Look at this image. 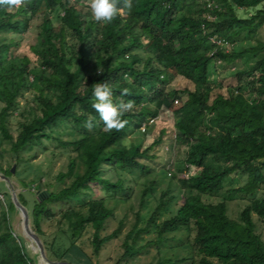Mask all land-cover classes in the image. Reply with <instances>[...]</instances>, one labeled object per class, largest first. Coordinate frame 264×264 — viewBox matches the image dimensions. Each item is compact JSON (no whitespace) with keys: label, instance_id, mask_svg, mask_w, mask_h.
<instances>
[{"label":"trees","instance_id":"obj_1","mask_svg":"<svg viewBox=\"0 0 264 264\" xmlns=\"http://www.w3.org/2000/svg\"><path fill=\"white\" fill-rule=\"evenodd\" d=\"M209 1L211 7L206 6V0H133L131 13L125 12L109 24L92 18L89 0H28L26 7L12 11L0 7V32H18L28 27L32 18H42L35 42L29 45L37 67H31L26 54L12 57L8 53L12 42L0 43L3 137L11 141L16 158L28 145L43 140L75 152L67 170L57 175L58 182H69L54 192L46 189L45 196L37 195L31 209L27 207L30 226L41 238L45 252L47 246L52 249L53 242L43 241L42 221L54 217L52 204H69L60 211L59 223L66 220L72 238L89 232L94 253L116 237L119 227L102 235L113 215L106 197L126 195L129 187L121 176H105L104 168L148 175L150 165L144 160L152 158L149 151L162 142L164 133L142 148L146 133L141 127L147 123L146 128H150L154 122L150 124L149 119L157 117V121L164 111L171 116L176 132L170 137L186 142L184 165L170 175L190 194L162 221L158 231L159 235L182 231L187 255L162 263L264 264V240L253 219V214L264 219V195L254 196L264 182V41L257 39L256 44L240 51L233 48L239 34L252 35L264 26V0ZM78 5L87 11L82 14ZM117 6L122 7L123 0H117ZM251 7L255 10L250 15L241 14ZM211 37L227 43V48L213 43ZM258 51L262 56L250 67L235 71L236 82L225 92L208 80L213 59L232 64ZM178 77L187 84L168 88ZM33 81L40 84L39 113L21 122L13 137L7 116L17 107V95ZM105 82L113 89L114 103L134 101L133 110L123 117L128 124L121 131H104L103 121L91 106L94 85ZM44 89L55 94V99L45 96ZM124 89L128 95L122 94ZM89 118L94 125L91 130L85 127ZM61 126L70 137L53 133ZM137 131L141 138L132 140ZM0 172L8 177L11 174L10 168L1 166ZM238 173L246 174L247 181L231 192L254 197L235 220L229 216L225 201L206 202L201 195L218 191L228 176ZM152 187L147 185L142 195ZM100 190L106 196L98 197ZM165 195L163 191L145 229L169 202ZM18 198L21 201L19 194ZM7 219L2 211L0 264H35ZM141 231L137 228L132 237L127 234L123 258L141 250L135 246ZM64 254L52 260H61Z\"/></svg>","mask_w":264,"mask_h":264},{"label":"rangeland","instance_id":"obj_2","mask_svg":"<svg viewBox=\"0 0 264 264\" xmlns=\"http://www.w3.org/2000/svg\"><path fill=\"white\" fill-rule=\"evenodd\" d=\"M78 9L82 14L87 11L86 7L79 5ZM254 10V7L245 8L241 10V14L248 16ZM41 19V16L32 18L29 26L22 28L18 32H0V43L12 42L8 53L16 58L21 57L23 54L28 55L31 59V67L38 66V62L29 45L35 42ZM257 39L264 41V26L252 35L246 32L239 34L235 38L233 48L240 51L245 47L256 44ZM261 56L262 51L247 53L232 64H225L218 59H213L209 64L208 80L215 85L221 86V91L225 92L229 85H234L236 82L233 76L235 71L250 67ZM30 79L31 76L28 77V81H31ZM186 84L187 82L183 78L178 77L168 88L183 87ZM188 85L190 86L191 84L188 83ZM38 87H40L39 82L33 81L28 88L22 89L17 95V107L10 110V114L7 116L8 128L13 137L19 132L21 122L31 120L35 113H39ZM43 93L45 96L55 99V94L48 91V89H44ZM174 130L171 116L167 112L162 111L157 121L143 132L146 134L143 136L142 148L151 143L161 131L164 133L162 142L154 145L149 151V154L153 155L152 158L144 160L150 165L151 170L148 175H142L138 171L110 170L109 167L111 166H105L104 175L111 179H116L117 176L123 177L129 190L126 195L120 194L115 199L106 197V203L113 210V215L107 220L106 226L102 230V235L111 233L118 227L119 229L116 237L105 242L99 253L93 252L88 239L90 236L89 232H85L77 238H72L67 229L66 220L59 223L60 211L67 208L69 204L62 202L51 205L55 213L54 217L50 220L45 219L42 221L44 230L43 241H46V243L48 241L53 242L52 249L48 248V246L46 248V255L49 259L67 253L66 257L63 256L61 260L68 261L67 258H69L71 264H148L160 262V264H174L162 262L187 255V251L182 244V231L178 230L164 235H159L158 232L162 221L171 217L175 213L178 204L182 202L186 195L190 194L189 191H185L181 187L177 179H172L170 175L171 172H177L178 169H182L184 165L183 157L186 151L185 140L175 142L170 137ZM58 132L63 138L71 136L63 130V126L55 129L53 133L57 134ZM141 135L137 131L130 138L132 140L140 139ZM74 155L75 152L72 149L61 147L52 140H43L41 143L28 145L20 151L18 158H16L11 152V141L5 139L0 131V166L3 169L10 168V181L19 194L21 203L29 209H31L34 200H37V195L43 197L46 194V189L54 192L69 182V179L58 182L57 175L67 170L69 160ZM192 172L194 173L195 170ZM246 181V174H232L223 181L218 191L202 194L201 198L203 201L213 203L225 201L229 216L238 220L241 209L250 199L254 196L260 197L264 195V182L254 196L246 193L231 192V189L244 185ZM147 185H153V187L143 196V189ZM8 186L7 182L0 178V223L3 211L8 218L7 220L13 234L17 240L21 241L28 256L35 264H42L37 248H35V243L23 233L20 211L10 204L11 196ZM163 191L166 193L165 200L169 199V202L158 212L149 228L145 229L144 226L147 219L159 204ZM98 193V197L106 196V193L102 190ZM142 196L144 197L143 199H141ZM253 219L256 231L261 234L264 240V219L258 218L255 214H253ZM137 228L142 231L135 240V246L140 247L141 250L133 257L123 258V241L128 233L132 237ZM67 249L68 251L65 252Z\"/></svg>","mask_w":264,"mask_h":264},{"label":"clouds","instance_id":"obj_3","mask_svg":"<svg viewBox=\"0 0 264 264\" xmlns=\"http://www.w3.org/2000/svg\"><path fill=\"white\" fill-rule=\"evenodd\" d=\"M28 0H0V7L7 8L9 11L26 7ZM88 7L92 18L102 24L113 22L118 16H123L125 12L131 13L133 0H123V6H117V0H89ZM102 73V71H101ZM124 79H128L127 76ZM123 95H128V90H123ZM92 108L99 114L104 124V131H121L127 124L128 120L124 115L134 108V101H128L116 104L113 102V89L108 83H96L92 93ZM93 121L89 118L85 122V127L89 130L93 127Z\"/></svg>","mask_w":264,"mask_h":264},{"label":"water","instance_id":"obj_4","mask_svg":"<svg viewBox=\"0 0 264 264\" xmlns=\"http://www.w3.org/2000/svg\"><path fill=\"white\" fill-rule=\"evenodd\" d=\"M0 178L5 180L9 185L8 187L10 189L11 202L20 211L22 216L23 233L27 237H29L33 243H35V248H37L40 258L46 260V264H71L69 261L66 260H52L47 257L41 238L36 233V231H34L30 226L28 208L19 200L18 193L12 185L10 178L2 172H0Z\"/></svg>","mask_w":264,"mask_h":264},{"label":"built area","instance_id":"obj_5","mask_svg":"<svg viewBox=\"0 0 264 264\" xmlns=\"http://www.w3.org/2000/svg\"><path fill=\"white\" fill-rule=\"evenodd\" d=\"M206 1H207L206 6H207V7H211L212 2L209 1V0H206ZM208 17L211 18V15L208 16ZM211 40H212L213 43H215V44H217V45H220V46H222V47H226V48H227V46H228L227 43L221 41L220 39H218V38H216V37H211ZM214 51H215V50H213V51L211 52V54H212ZM156 118H157V117H154V118L149 119V123L151 124V123L155 122ZM146 127H147V123H144V124L142 125V127H141V130H142V131H146V129H147ZM173 134H174V136H176V132H173Z\"/></svg>","mask_w":264,"mask_h":264},{"label":"bare ground","instance_id":"obj_6","mask_svg":"<svg viewBox=\"0 0 264 264\" xmlns=\"http://www.w3.org/2000/svg\"><path fill=\"white\" fill-rule=\"evenodd\" d=\"M40 261H41L42 264H46L47 263V261L42 259V258L40 259Z\"/></svg>","mask_w":264,"mask_h":264},{"label":"crops","instance_id":"obj_7","mask_svg":"<svg viewBox=\"0 0 264 264\" xmlns=\"http://www.w3.org/2000/svg\"><path fill=\"white\" fill-rule=\"evenodd\" d=\"M65 255H67V253L64 254V257H66ZM67 259H68V261L70 262L69 258H67Z\"/></svg>","mask_w":264,"mask_h":264}]
</instances>
